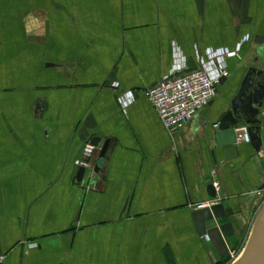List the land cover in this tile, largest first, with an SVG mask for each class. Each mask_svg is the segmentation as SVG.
I'll list each match as a JSON object with an SVG mask.
<instances>
[{
    "label": "crops",
    "instance_id": "0c3cea01",
    "mask_svg": "<svg viewBox=\"0 0 264 264\" xmlns=\"http://www.w3.org/2000/svg\"><path fill=\"white\" fill-rule=\"evenodd\" d=\"M239 45L214 100L169 133L144 91L197 69V52ZM251 66L264 69V0H0L3 264H226L192 212L229 202L228 249H244L262 201L264 115L260 151L239 142L226 160L214 134Z\"/></svg>",
    "mask_w": 264,
    "mask_h": 264
},
{
    "label": "water",
    "instance_id": "95a60500",
    "mask_svg": "<svg viewBox=\"0 0 264 264\" xmlns=\"http://www.w3.org/2000/svg\"><path fill=\"white\" fill-rule=\"evenodd\" d=\"M227 78L221 80L224 84ZM264 69L263 67H249L243 80L232 99L230 107L221 116L214 137L217 147L221 148L225 159L232 160L237 156L239 141L236 129L246 126L250 143L255 151L261 149L259 118L264 115ZM101 139L93 138L91 144L99 147ZM109 141L101 148L99 159H104L108 150ZM99 165H96L98 171ZM84 168H79L78 180L82 181ZM264 190V185L260 191ZM208 195L212 200H217L214 184L208 186ZM235 212L227 201L216 203L211 207L198 209L192 212V219L197 233L207 237L219 256L224 257L229 253L227 241L235 236V229L231 218ZM233 264H264V206L259 211L250 236L239 260Z\"/></svg>",
    "mask_w": 264,
    "mask_h": 264
},
{
    "label": "built area",
    "instance_id": "2783aa9c",
    "mask_svg": "<svg viewBox=\"0 0 264 264\" xmlns=\"http://www.w3.org/2000/svg\"><path fill=\"white\" fill-rule=\"evenodd\" d=\"M241 45L235 50L217 49L207 51V58L204 59L197 52L199 66L197 69L180 73L181 67L178 66L171 75L163 79L155 86L149 87L144 91L145 96L153 104L163 126L166 130L174 134L185 127L202 109L210 105L217 94V87L221 80L228 78L227 60L238 55ZM127 101L120 99L123 107L133 102L132 92L127 93ZM239 142H250L247 127L240 126L236 129ZM95 146L87 143L83 149L82 159L76 161L79 168L85 171L92 170L91 159L95 152ZM218 191L219 184L214 183ZM263 192V193H262ZM257 195L262 197L260 208L264 206V190L259 191ZM207 205L199 204L197 209H204ZM240 251H229V259L226 264H233L240 258ZM5 256H0V264H3Z\"/></svg>",
    "mask_w": 264,
    "mask_h": 264
},
{
    "label": "rangeland",
    "instance_id": "374dc122",
    "mask_svg": "<svg viewBox=\"0 0 264 264\" xmlns=\"http://www.w3.org/2000/svg\"><path fill=\"white\" fill-rule=\"evenodd\" d=\"M243 250H244V249L241 248V249L238 250V251H240V254H241V253H243ZM240 257H241V256H240ZM228 259H229V258H228Z\"/></svg>",
    "mask_w": 264,
    "mask_h": 264
},
{
    "label": "bare ground",
    "instance_id": "6f19581e",
    "mask_svg": "<svg viewBox=\"0 0 264 264\" xmlns=\"http://www.w3.org/2000/svg\"><path fill=\"white\" fill-rule=\"evenodd\" d=\"M241 255H242V253H241Z\"/></svg>",
    "mask_w": 264,
    "mask_h": 264
}]
</instances>
